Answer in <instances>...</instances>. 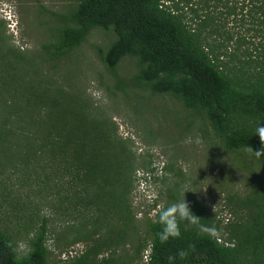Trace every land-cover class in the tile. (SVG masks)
<instances>
[{
    "label": "trees",
    "instance_id": "16d2710c",
    "mask_svg": "<svg viewBox=\"0 0 264 264\" xmlns=\"http://www.w3.org/2000/svg\"><path fill=\"white\" fill-rule=\"evenodd\" d=\"M61 18L56 41L34 55L8 42L0 19V172L8 168L46 194L57 191L63 212L83 218L85 237L105 230L106 240L92 251L95 264H129L98 255L103 247L124 244L132 228L127 172L133 153L85 97L32 61H52L55 68L93 28L112 29L116 39L98 49L108 68L135 58L132 85L169 94L205 114L227 149L260 150L264 145L255 133L264 125V0H79ZM250 154L264 168V156ZM191 210L198 223L181 220L180 237L165 243L158 212L150 221V241L137 245L133 264H169L170 255L176 256L172 264H244L249 256L264 264V242L248 249L242 224L227 228L226 244L213 234L219 224L202 203ZM47 229L45 220L28 253L19 256L16 241L0 228V264H49ZM181 250L187 258H179Z\"/></svg>",
    "mask_w": 264,
    "mask_h": 264
},
{
    "label": "rangeland",
    "instance_id": "374dc122",
    "mask_svg": "<svg viewBox=\"0 0 264 264\" xmlns=\"http://www.w3.org/2000/svg\"><path fill=\"white\" fill-rule=\"evenodd\" d=\"M78 2L0 0L6 39L23 52L38 53L43 44L56 41L61 16L75 11ZM115 39L112 29L95 27L82 44L57 60L55 68L52 61H32L85 97L114 124L133 153L127 172L128 199L135 214L132 228L124 244L103 247L98 259L114 257L118 263L133 264L137 245L150 241V221L162 208L185 199L186 190H194L186 193L190 208L202 203L218 222L220 229L213 234L227 240V228L242 224L241 239L254 250L264 242V168L247 149H227L205 114L187 109L169 94L132 85L138 71L135 58L127 56L115 70L108 68L98 49H107ZM59 198L57 191L46 194L20 172L5 169L0 172V228L13 237L22 256L47 220L49 264H95L92 251L99 239L106 240V231L85 237L83 218L64 213ZM230 242L236 245L238 238ZM242 263L259 264V257L249 256Z\"/></svg>",
    "mask_w": 264,
    "mask_h": 264
},
{
    "label": "clouds",
    "instance_id": "9594fccd",
    "mask_svg": "<svg viewBox=\"0 0 264 264\" xmlns=\"http://www.w3.org/2000/svg\"><path fill=\"white\" fill-rule=\"evenodd\" d=\"M259 135L261 144L264 145V125H260L256 129V133ZM248 151L254 154L256 157L264 156V147L260 150H254L251 146H248ZM186 190L183 195L185 199L171 204L167 208H162L159 212L158 223L161 225V231L158 233L161 243L167 242L170 238H178L181 235L180 231V221L188 220L193 224L198 223L199 216L194 214L190 208L189 203L186 200ZM215 211V206H214ZM191 250H195L194 245L189 246ZM180 259H185L188 257L189 252L186 250H181L177 253ZM169 264H172L176 260V256L170 255L168 258Z\"/></svg>",
    "mask_w": 264,
    "mask_h": 264
},
{
    "label": "built area",
    "instance_id": "2783aa9c",
    "mask_svg": "<svg viewBox=\"0 0 264 264\" xmlns=\"http://www.w3.org/2000/svg\"><path fill=\"white\" fill-rule=\"evenodd\" d=\"M218 240L220 241V242H224V243H226V244H229L227 241L225 242L222 238H218Z\"/></svg>",
    "mask_w": 264,
    "mask_h": 264
}]
</instances>
